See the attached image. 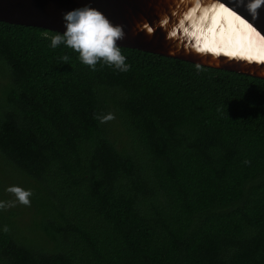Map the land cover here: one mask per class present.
Instances as JSON below:
<instances>
[{
	"label": "trees",
	"instance_id": "16d2710c",
	"mask_svg": "<svg viewBox=\"0 0 264 264\" xmlns=\"http://www.w3.org/2000/svg\"><path fill=\"white\" fill-rule=\"evenodd\" d=\"M60 33L0 21V200L34 192L0 264H264V78L123 46L93 71Z\"/></svg>",
	"mask_w": 264,
	"mask_h": 264
},
{
	"label": "water",
	"instance_id": "95a60500",
	"mask_svg": "<svg viewBox=\"0 0 264 264\" xmlns=\"http://www.w3.org/2000/svg\"><path fill=\"white\" fill-rule=\"evenodd\" d=\"M219 2L232 6V0ZM217 3L218 0H0V21L64 32L63 13L90 5L104 12L114 24L124 26L126 37L118 42L119 46L264 78V65L249 64L248 59L226 62L221 58L217 62L192 51L188 31ZM237 11L252 20L245 7ZM143 23L145 31H139L137 25ZM253 23L259 35L234 28L226 30L223 42L228 50L246 58L264 56V8Z\"/></svg>",
	"mask_w": 264,
	"mask_h": 264
},
{
	"label": "clouds",
	"instance_id": "9594fccd",
	"mask_svg": "<svg viewBox=\"0 0 264 264\" xmlns=\"http://www.w3.org/2000/svg\"><path fill=\"white\" fill-rule=\"evenodd\" d=\"M240 7L246 8L252 17L251 21L237 11ZM261 8H264V0H247V3L245 0H232L230 8L218 0L217 6L200 16L197 25L188 31L192 51L196 54L210 56L217 62L221 58L226 62L248 59L249 64L264 65V56L246 58L242 53L228 50L223 42V35L229 28L259 35L253 21L259 19ZM63 20L66 30L52 37V48H57L61 44L65 45L78 53L80 62L93 71L96 70L98 64L112 67L120 72L130 71L131 65L127 63V57L122 54L118 43L126 37L123 25L114 24L104 12L90 5L63 13ZM137 29L145 31L144 23L138 24ZM148 34L152 33L149 31ZM62 59L67 62L69 57L65 55ZM196 70H201L200 64L196 65ZM95 118L100 123H108L116 117L114 113H108L97 115ZM245 163L249 162L245 161ZM6 191L15 199L0 200V210H7L17 204L31 206V198L34 195L31 189L14 185L8 187ZM3 231L8 232L10 229L5 225Z\"/></svg>",
	"mask_w": 264,
	"mask_h": 264
}]
</instances>
